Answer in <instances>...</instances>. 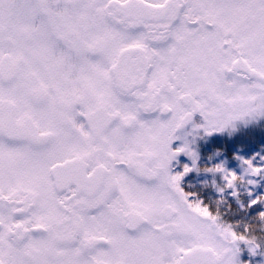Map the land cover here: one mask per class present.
Wrapping results in <instances>:
<instances>
[{
    "label": "snow or ice",
    "instance_id": "obj_1",
    "mask_svg": "<svg viewBox=\"0 0 264 264\" xmlns=\"http://www.w3.org/2000/svg\"><path fill=\"white\" fill-rule=\"evenodd\" d=\"M256 115L264 0H0V264H239L173 141Z\"/></svg>",
    "mask_w": 264,
    "mask_h": 264
},
{
    "label": "trees",
    "instance_id": "obj_2",
    "mask_svg": "<svg viewBox=\"0 0 264 264\" xmlns=\"http://www.w3.org/2000/svg\"><path fill=\"white\" fill-rule=\"evenodd\" d=\"M201 121L202 117H200L198 113L195 114V122L200 123ZM233 125L235 126V130L232 134L229 133L228 129L212 132L210 134L200 129L194 134L195 148L202 156L200 166L210 167L211 164L208 163V161L216 153V149H223L220 154L225 156L231 164L239 163L237 159L238 154L251 155L255 151L264 153V115L245 117L235 121ZM198 174L196 170L187 174L181 181V186L186 192H192L199 196V198L202 199L204 203L208 204L209 208L215 212L217 210L215 200L219 194L210 187L201 189L199 181L204 179L199 181L196 180L195 178ZM215 178L217 182H220L222 179L220 174H216ZM192 179H194V181H192ZM207 180H211V177ZM251 186L253 187L248 191L241 189V191L237 193L240 203L237 202L236 196L231 195L232 189H228L224 193L228 204L221 206L219 209L223 214L222 219L230 223L236 221H249L255 217L257 213L264 211V203L250 206V201L252 199L264 195V182L259 183L257 186ZM241 205H243V207ZM242 225L244 224H238V226ZM239 247L242 249L238 255L240 261H248L250 264H256L257 261L264 260V257L260 255L252 256L243 242H240Z\"/></svg>",
    "mask_w": 264,
    "mask_h": 264
},
{
    "label": "clouds",
    "instance_id": "obj_3",
    "mask_svg": "<svg viewBox=\"0 0 264 264\" xmlns=\"http://www.w3.org/2000/svg\"><path fill=\"white\" fill-rule=\"evenodd\" d=\"M225 129H228L229 133L232 134L233 131L235 130V126L232 124L226 127ZM221 151H223V149H216V152H221ZM198 159H199V156H198ZM198 159L196 160L194 164L193 163L191 164V168L195 169L197 172H210L213 174V178L211 180L205 179V180L199 181V184L201 185V189L210 187L219 194L215 200V204L217 206V210L215 211V213H217L222 218L223 214L220 212L219 209L221 208V206L228 204V201L224 193L228 189H232L231 195L236 196L237 202L240 203V199H239V196H237V193L240 192L241 189H243L244 191H248L249 185H254L257 182L251 177L258 176V175L254 171L251 170L250 166H246L242 164L241 165L242 172L240 174H237L234 178L229 177L230 183L226 182L225 176L223 173H220L222 177L221 181L217 182L215 178L216 174L218 173L216 171V165L217 164L223 165V163L213 164L210 167L209 166L202 167L197 163ZM177 174L179 175L183 173L182 171H179L177 172ZM188 193L194 196V200H193L194 204L202 203L206 208H209L208 204L204 203V201L200 199L199 196H197L195 193H192V192H188ZM258 198L264 201V195L258 196ZM241 206L243 207V205ZM222 220L226 224L238 225V224L243 223L244 225H246L247 231H244L242 233L244 236L247 237V243H244L245 247L249 250V253L252 256L260 255L264 257V218L260 217L259 213H257L256 216L253 217L249 221H236V222L230 223V222L225 221L224 219ZM237 234L239 236L241 233L238 231ZM240 251H242L241 248H240ZM238 261H239V264H250V262L248 261H240L239 257H238ZM256 264H264V260L257 261Z\"/></svg>",
    "mask_w": 264,
    "mask_h": 264
},
{
    "label": "rangeland",
    "instance_id": "obj_4",
    "mask_svg": "<svg viewBox=\"0 0 264 264\" xmlns=\"http://www.w3.org/2000/svg\"><path fill=\"white\" fill-rule=\"evenodd\" d=\"M200 130V129H199ZM198 130H193V127L190 126L189 128H187L186 130H184V132H180L179 135L181 136V139H177L175 141H173V147L178 146L180 144H182L185 140H187L188 142H190L191 147L195 149V151L197 152L199 159L197 161V163L200 165L201 161H202V156L200 155V153L197 151V149L195 148V142H194V134L197 133ZM262 157H264V153L259 152V151H255L253 154L249 155V154H238L237 155V159L239 160V163L236 164H231L228 159L223 156L222 154H220V152H216L213 157L208 161V163H210L211 165L213 164H217V163H223L224 168L227 169L228 171H234L237 174H240L242 172V160L243 159H250V158H254V162L256 163H260V164H264V159H261ZM205 162L207 163V161L205 160ZM192 164V160L189 156L185 155L184 153H179L176 155V158L171 162V171L173 173H175L176 171H182L184 165H189L191 166ZM210 165V166H211ZM193 171H195V169H192L189 173H192ZM199 173L196 176V180H201V179H209L211 177V179L213 178V174L212 173H208V172H197ZM185 174L183 176V178L187 175ZM220 174V173H217ZM221 175V174H220ZM182 178V180H183ZM252 179L256 180V184H254V186H257L259 183L264 182V175H258V176H254L251 177ZM192 181H194V179H192ZM253 187L251 185H249V189ZM261 261V260H259Z\"/></svg>",
    "mask_w": 264,
    "mask_h": 264
},
{
    "label": "water",
    "instance_id": "obj_5",
    "mask_svg": "<svg viewBox=\"0 0 264 264\" xmlns=\"http://www.w3.org/2000/svg\"><path fill=\"white\" fill-rule=\"evenodd\" d=\"M193 120H194V117H193ZM192 124L190 123L189 125H187L186 127H185V129L186 128H188L189 126H191ZM185 129H183V130H185ZM182 131V130H181Z\"/></svg>",
    "mask_w": 264,
    "mask_h": 264
},
{
    "label": "flooded vegetation",
    "instance_id": "obj_6",
    "mask_svg": "<svg viewBox=\"0 0 264 264\" xmlns=\"http://www.w3.org/2000/svg\"><path fill=\"white\" fill-rule=\"evenodd\" d=\"M184 132V131H183Z\"/></svg>",
    "mask_w": 264,
    "mask_h": 264
}]
</instances>
